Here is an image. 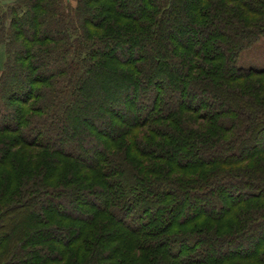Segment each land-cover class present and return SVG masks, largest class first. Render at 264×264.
<instances>
[{"label":"trees","instance_id":"trees-1","mask_svg":"<svg viewBox=\"0 0 264 264\" xmlns=\"http://www.w3.org/2000/svg\"><path fill=\"white\" fill-rule=\"evenodd\" d=\"M263 37L264 0H0V264H264Z\"/></svg>","mask_w":264,"mask_h":264},{"label":"rangeland","instance_id":"rangeland-1","mask_svg":"<svg viewBox=\"0 0 264 264\" xmlns=\"http://www.w3.org/2000/svg\"><path fill=\"white\" fill-rule=\"evenodd\" d=\"M237 66L241 68H251V69H256V70H260L264 67V37L261 38L257 44L244 50L239 55ZM246 152H249V150ZM231 195L233 196V194ZM44 208L46 209L47 207L44 206ZM83 215L79 216L78 214L76 217L77 219L78 218L80 219L81 216L83 217ZM81 220H83V218H81ZM203 256L206 257L205 255Z\"/></svg>","mask_w":264,"mask_h":264}]
</instances>
